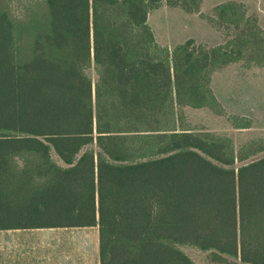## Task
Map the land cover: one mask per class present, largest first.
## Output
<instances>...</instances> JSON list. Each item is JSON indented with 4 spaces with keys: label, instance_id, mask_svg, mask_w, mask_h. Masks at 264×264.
I'll return each mask as SVG.
<instances>
[{
    "label": "trees",
    "instance_id": "16d2710c",
    "mask_svg": "<svg viewBox=\"0 0 264 264\" xmlns=\"http://www.w3.org/2000/svg\"><path fill=\"white\" fill-rule=\"evenodd\" d=\"M161 1L0 0V228L95 225L99 264H264V132L178 123L257 33L224 2L234 47H168Z\"/></svg>",
    "mask_w": 264,
    "mask_h": 264
},
{
    "label": "rangeland",
    "instance_id": "374dc122",
    "mask_svg": "<svg viewBox=\"0 0 264 264\" xmlns=\"http://www.w3.org/2000/svg\"><path fill=\"white\" fill-rule=\"evenodd\" d=\"M185 1L186 8L190 7L186 10L181 7V0H162L157 7L149 10L148 23L156 40L162 45L172 47L177 42L191 37L195 44L204 47L217 44L234 47L228 40L238 29L213 13L217 4L231 1L241 3L244 9L247 23L242 32L250 30L258 34L254 35L257 42L247 45L249 48L243 52L244 56L216 68L210 74L209 86L221 106L217 109L222 113L217 114V109L208 107L184 106V117L178 121L179 125L193 131H209L231 136L234 148L238 147L240 142L264 132V62L257 64V59L264 58V0ZM239 27L241 28V25ZM243 116L250 119L248 127H238L247 121ZM92 228L93 226H83L81 230L55 227L7 231L9 235L15 236V239L26 242H0V264L43 263L42 254L46 249L36 240V236L59 238L61 241L56 243L57 246L52 251H64L70 248L65 242L67 235L86 233L95 240L96 230L94 228V237L91 235ZM65 251L69 253L68 250ZM188 254L195 262L209 263L205 252L189 249Z\"/></svg>",
    "mask_w": 264,
    "mask_h": 264
},
{
    "label": "crops",
    "instance_id": "0c3cea01",
    "mask_svg": "<svg viewBox=\"0 0 264 264\" xmlns=\"http://www.w3.org/2000/svg\"><path fill=\"white\" fill-rule=\"evenodd\" d=\"M83 226H93L91 235L94 236V228L96 230V237H88L86 233L81 234H70L65 236V242L70 246L66 248L68 252L64 251H52L56 248V243L61 240L57 237L52 236H36V240L41 243L42 247L46 249L43 252V263H32V264H99L98 256V236L97 227L95 225H82V226H45V227H24V228H0V242L9 244L12 242H26L25 240L15 239V236L9 235L7 231L17 229H37V228H74L75 230H81ZM95 241V242H94ZM87 247V248H85ZM95 254V257H94Z\"/></svg>",
    "mask_w": 264,
    "mask_h": 264
}]
</instances>
